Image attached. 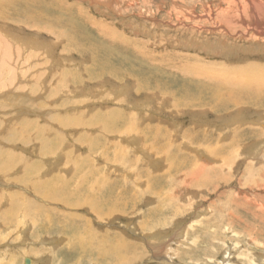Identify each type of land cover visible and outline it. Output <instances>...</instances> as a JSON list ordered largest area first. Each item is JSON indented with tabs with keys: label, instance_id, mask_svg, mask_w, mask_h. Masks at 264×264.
I'll return each mask as SVG.
<instances>
[{
	"label": "rangeland",
	"instance_id": "1",
	"mask_svg": "<svg viewBox=\"0 0 264 264\" xmlns=\"http://www.w3.org/2000/svg\"><path fill=\"white\" fill-rule=\"evenodd\" d=\"M2 1L0 33L8 31L19 35L22 41L24 37L31 43H39L40 50H45L44 44L51 45L53 51L49 49L54 55H41L40 60L33 57L12 61L8 50L1 55L0 103L4 104L0 105V149L39 161L48 176L50 169L62 166L64 157L40 159L38 149L44 139L54 146L50 140L57 134L55 140L60 150L65 145L73 150V155H87L92 167H100L99 174L107 175L113 189L122 191L123 207L119 212L105 215L108 217H98L90 204L100 198L89 196L91 201L86 199L75 207L57 200L42 201L31 188L24 190V184L12 180L23 171L16 164L12 170L0 172L1 193L16 189L35 205L65 214L59 216L65 219L60 227L63 226L66 234L60 232V227L57 232L40 230L42 220L38 221L37 215L32 219L24 214L31 209L30 203L19 204L17 218H4L2 210L8 202L0 197V203L4 200L0 204V264H26L25 258H30L31 264H264V168H261L264 167V120H256L261 117L258 114L263 102L207 111L206 90H200L203 99L195 96L198 91L195 85L202 80L188 70L194 67L193 63L233 65L243 59L262 57L264 60L258 54H245L244 48L250 49L251 41L228 36L220 29L222 23L214 22L220 8L226 6L223 0H37L38 3L12 0L4 6ZM32 12L39 14L40 19L27 23ZM209 12L210 18L205 17ZM34 24L38 29L33 28ZM107 29L114 35L121 33L119 40L126 43L117 45ZM45 61H52L53 73L66 70L75 74V79L72 81L67 76L69 81L58 82L52 75L47 77ZM98 62L107 65L104 73ZM109 68L118 69L112 74L107 71ZM184 95L191 97L187 101L198 104L184 105L185 108L179 105ZM97 108H117L134 114L139 126L133 129L131 126L129 133L122 136L115 135V129L116 132L103 134L96 125L65 127L61 123L62 118L72 115L90 120ZM229 108L235 110L232 111L235 117L239 110L249 117L238 115L235 119L221 115ZM125 117L116 129L130 125V119ZM22 118L30 119L35 126L29 124L25 130ZM13 133L19 136L18 140L7 139ZM98 133L102 140L107 138L114 144L109 148L110 162L100 157L102 145L93 144L91 152L87 150L84 137L95 138ZM94 146H98L99 154ZM61 171L70 176L67 171ZM189 171L199 173L195 184ZM167 205L172 208L168 209ZM161 208L155 213L160 216L153 221L152 211ZM101 211L106 213V209ZM173 211L175 215L170 213ZM47 214L46 211L45 217ZM68 215L74 228H83L80 219H87L91 231L100 237L103 236L99 233L116 231L122 239L137 246L119 249L122 262L106 253L102 256L93 247L85 252L68 243L67 236L71 235L65 227ZM141 217L148 218L147 230L141 226ZM50 225L47 222V230L52 229ZM85 235L82 237L86 238ZM97 237L93 240L102 239ZM116 242L119 244L121 240ZM94 244L98 245V241ZM107 245L110 246L108 241Z\"/></svg>",
	"mask_w": 264,
	"mask_h": 264
},
{
	"label": "bare ground",
	"instance_id": "2",
	"mask_svg": "<svg viewBox=\"0 0 264 264\" xmlns=\"http://www.w3.org/2000/svg\"><path fill=\"white\" fill-rule=\"evenodd\" d=\"M33 1H36L35 3H38L37 0H33ZM203 1H205V0H203ZM11 2H12V0H4L1 2V5H3V6L9 5ZM217 2H220V1H217ZM222 3L226 4V6L222 7L221 3H220L221 5L218 4L222 8H220L218 14L216 15V17L214 19V22L219 23V24L222 23V25H221L222 28H220V29H222V31L225 34H227L228 36L236 35V37H238L239 40L243 39L246 42L251 41L252 47H250V49H247L249 46L247 48H244V46H243V48L246 50L245 54H247V53H249V55L258 54V55H256L257 57H260V56L264 57V0H223ZM204 5H205V3H204ZM206 6H207V3H206ZM210 10H211V8H210ZM211 12H212V10H211ZM205 17L210 18V12L208 15H205ZM37 18L40 19V15L36 14L35 12H32L31 17L27 16V23H29L32 20L37 19ZM258 19H260V20H258ZM24 21L26 22V19ZM34 26H35V24H34ZM33 28L38 29V27H36V26ZM102 30L105 31L104 28H102ZM50 31H48V32H50ZM12 34L13 33H9L8 31H5L3 34L0 33V58H1L2 54L7 53V50L9 53V57L12 55L11 61L13 58H16V59L19 58V60L28 58L31 60V58H33V57L37 58V60L38 59L40 60L41 55L53 57L54 54H53V52L50 51V49L52 47L51 45L46 46L44 44L43 47L45 48V50L43 49L44 50V52H43V50H40L42 46H38L39 43H33V42L31 43L29 41H26L27 38H24V37H22V39H23V41H22L20 39L19 35H17V34L12 35ZM107 34L110 37V39H112V41L117 42V45L118 44L123 45L126 43L124 40H119V36L121 37V35H122L121 33L120 34L118 33L119 36L116 33V35H117L116 36V35H114V33L111 30L109 31L107 29ZM218 34H220V33H218ZM227 35H225V36L228 37ZM4 36L8 37V40L11 42H8L6 40L7 38H5ZM115 38L117 40H114ZM228 38H230V37H228ZM60 43H61V41H60ZM60 45L65 50V47L62 45V43ZM246 45H245V47H246ZM253 45H256V47L254 48ZM238 46L240 47V45H238ZM33 47H34V49H32ZM49 47H50V49H49ZM56 47H57V44H56ZM240 48H242V47H240ZM35 49H37V50H35ZM105 55H106V53H105ZM242 55H240V56H242ZM3 58H5V56ZM261 58H259L258 60L253 59V60H248V61L243 59L242 61L239 60L237 62H234L233 65H231V63H224V62H218V63H216V62L209 63L208 62V63H204V64L193 63V65H191V66H194V67L191 69H188V70H190V73H193L194 75L195 74L198 75L199 79L202 80V81H198L197 84L195 85L196 90H198L197 91L198 94L196 93L195 96L196 97L198 96L200 99H203V98H201L202 94H201L200 90H206L204 92L208 96V99H206V101H205V102H208L207 103L208 107L206 108V109H208L207 111H210V110L215 111V109L219 110L220 108H226L228 106H231L232 109H237V108H241L242 105H240V104L255 105L258 102H263V105H264V101L262 100V96H264V60ZM17 61H16V63H17ZM189 62L191 64V61H189ZM193 62H194V60H193ZM44 63H45V65L43 66L44 70H47V71H45L46 76L49 77L52 75L53 79H56V78L59 79L58 82L61 80H68L69 81V79H72V81H73L76 77L75 74H71L72 72H69L66 70L65 71L59 70V73L58 72L53 73L52 61L51 62L45 61ZM19 64H22V62ZM0 66H1V61H0ZM98 66L101 70L103 69V71L101 72V70H100V72L104 73L107 65L106 64L103 65L101 62H98ZM13 69L14 68H12V70ZM24 69L25 70H23V72L24 71L26 72V67H24ZM111 69H113V68H109L107 71L110 70L111 73L113 74V73L117 72L118 68H116V70L115 69L111 70ZM181 69H183V68H181ZM12 70H11V72H13V74H14L15 71H12ZM8 72H9V70H8ZM39 75L40 76L43 75L42 71H39ZM216 75H219L220 78H215ZM67 76L69 77V79L67 78ZM13 78L14 77H12V80H11L12 82H13ZM79 79H80V77H79ZM203 79H205V80H203ZM72 81H70V82H72ZM182 89L184 90V88H182ZM168 95H170V94H168ZM183 97L185 99H180L178 101L179 105L181 104L182 106H184V105L192 106V105L198 104L197 101L195 102V104L192 101H187L188 98L189 99L191 98V97H189V95H184ZM7 99H9V101H10L11 97L7 98ZM14 99L15 98H13L12 101ZM7 101L5 102L6 104L8 103ZM174 101H173V104H175ZM198 101H200V100H198ZM1 104H4V102L0 103V105ZM168 104L169 103H167V105ZM173 104H171V105L173 106ZM176 104H177V102H176ZM167 107L169 108L170 106L168 105ZM177 108H179V107H177ZM184 108H185V106H184ZM198 109L202 110L201 108H198ZM176 111H177V109H176ZM232 111H235V110L230 111V108H229V111H225V113L221 114V115L232 116L235 119H237L236 117H238V115L243 116V118L249 117V114H247L245 112H241L240 110L236 111L238 113V115L235 117L233 115ZM256 112H258V111H256ZM263 112H264V106H263L262 110H260V113L258 114L261 117L256 119L257 121L262 122V120H264V113ZM254 113H255V111H254ZM194 114H196V111H194ZM20 115H23V113H21ZM125 115L127 116V117H125V119H127V118L130 119V121H131L130 125L126 129H124V128L116 129V127H118L117 126L118 122ZM133 115L134 114L122 112L120 109H117V108H110V109H98V110H96L93 113L92 118L89 117L90 120H86V121H83L82 119H80L74 115H72L70 117L66 116L65 119L60 117V116H59V118L63 119V120L61 119L62 120L61 123L65 127L67 125H77V124L80 125V124L84 123L87 126L96 125L98 127V130H100V132L103 134L108 133V132H116L117 131V134H115V135H122V136L125 135L126 136L127 133H129V131L131 130V128L133 129L135 125L139 126V124L135 123V120L133 119L134 118ZM59 118H58V120H59ZM29 120L30 119L22 118V121H24L23 127L25 130H27V128L29 127V124H34L33 121H31V120L29 121ZM13 124H14V122H13ZM7 125L10 126V124H8V123H7ZM34 126H35V124H34ZM141 126H143V125L141 124ZM84 127H85V125H84ZM154 127L157 128L156 130H158V128H159L158 126H154ZM14 128H16V127H14ZM248 128L254 130V127H252V126L248 125ZM6 129H8V128L6 127ZM9 129H11V128H9ZM16 129H18V128H16ZM115 135H113V136H115ZM91 136L93 137V135H91ZM91 136L88 135V136L84 137L85 138L84 142H85V145L87 146V150L91 152V150L93 149V147H92L93 144H96L98 146H99V144L102 145V149H99L98 146H94V148H96L97 152H98V153L96 152V154H99V151H101L100 157H102L104 159L103 161L104 162H106V161L110 162V160H109V153H110L109 148L113 147L114 144H112L110 141H108L107 138H104V140H102L101 139L102 135L99 133L96 134L95 138H92ZM18 137L19 136L17 134L13 133V134H10V137H7V139H9L10 141H16V139L18 140ZM55 137H58V135L56 134ZM55 137L50 140V142L53 143L54 146H51L47 142V140H45V139L41 141L40 147L38 149V156L40 159L44 158V157H48V158L49 157H51V158L56 157L59 159V157L63 155L64 161L62 163V166L59 169H56V170H54L55 168L50 169L49 175L47 176V175H45L46 172H45L44 168L41 166L39 161L34 160V159L30 160L27 157H23L20 154L10 152L7 149L2 148V150L0 149V172H4V171L8 172V171L12 170L16 166V164H20L21 170H23L22 174L18 178H12V180L16 181V183L19 182L20 184L21 183L24 184L25 186H22V188L24 190L28 191L27 188H31L34 192H36V194L39 195L38 197L42 201H47V202L48 201H51V202L55 201L56 202V200H57V201H60L61 203H65L68 206L75 207V206H79V205L83 204V202H85L86 199L91 201L93 198H95V199L100 198V201H98V202H95V200H94L95 203H93V201L91 204L89 203L91 205V208L93 207V210H94L93 213L96 212L97 214L96 213L95 214L98 217L99 216L100 217H108L105 215H111L113 212L116 213V212H119L120 210H122L121 207H123V206H121V205H123V203L120 200V196H121L122 191L121 190H114L113 186L111 184V181L107 178V175L99 174V172L101 171V168L100 167H99V169L93 168L92 164L90 162V159L87 155H81L80 153L73 155V150L71 148H66L65 145L62 146L61 150H60V147L56 145ZM156 140H157V138H156ZM96 141H98V142H96ZM68 146H70V145H68ZM96 149H94V150H96ZM98 149H99V151H98ZM78 162H80L81 164H79ZM68 164L70 165V167L67 166ZM106 164L109 166L108 163H106ZM248 164H250V162H248ZM261 168L263 169L264 167H261ZM46 170H49V169H46ZM61 170L67 171V174H70V176L69 177L65 176ZM259 172H261V170ZM189 173H190L191 179L193 178L192 181H194V184H195L197 182L196 177L199 173L197 175L193 174V171H189ZM96 174L98 176H96ZM6 176H8V175H6ZM206 176L208 177V175H206ZM32 178H33V182L30 181V180H32ZM1 192H2V190L0 191V197L6 198L7 202H8L7 208L2 210L3 211L2 215L4 218L6 217L9 220H13L15 217L17 218L18 217L17 215H19L18 206H20L19 204H21L22 202H25L26 204H28V203L32 204V206H31V209L28 211H25L24 214L25 215L29 214L30 217H32V219L36 218L35 216L37 215L38 221H40L39 218L42 220V225L40 227V230L42 229L45 232H50L51 230H53V232H54V230L56 229L55 232H57V229L61 226V224L63 223V220H65L64 218L59 216V215H62V216L64 215V217H65V214H58L59 212L57 210H54L53 208H50V207H43L40 205L38 206L37 204L35 205L30 200L26 199V197L22 193H20L19 191H16V189H15V191L14 190H8V191L5 190V192L3 191L4 193H1ZM2 194H3V196H1ZM61 195H63L64 197L62 196L63 198H59ZM35 196H37V195H35ZM83 196H85V197H83ZM89 196L92 197L91 200L89 199L90 198ZM3 201H1V203ZM131 202H132V204L134 203L133 201H131ZM101 205L104 208L101 209V207H102ZM98 206H100V207H98ZM114 207H118L119 209H115ZM166 207L168 209L172 208L171 205H167ZM22 209H25V207L24 208L22 207ZM103 209L104 210L106 209V213H104L105 211L104 212L101 211ZM162 209L163 208H161L160 210L152 211V214H154V215L151 216V219H153V221L155 220V217L160 216L159 214H155V213H158ZM46 211L48 212L47 217H45ZM20 213H22V212H20ZM170 213L172 215H175L176 211H173ZM20 215L23 216L22 214H20ZM51 215H53V217H51ZM68 218H69L68 225L65 226V227H68L69 232L71 233L70 236L69 235L67 236L68 241H69L68 243H70V245H74L75 247H77L81 250H84L85 252H89V249H91V247H93L101 255L106 253V255H109V257L111 255V257H113L112 259H114V258L121 259L122 256L118 255L121 252L119 249H121L122 247H125L126 249H128L131 246H133V247L137 246L136 243L131 244V241H129L130 242L129 243L125 239H122V235L116 231L112 232V233H110L108 231H105L104 233H99L103 236V237H100V235H97V232H94L93 230L91 231L90 221L87 219H80L83 223V228H78V227L74 228L73 227V221L71 220L72 217L69 216ZM141 218H142L141 226L143 228H145V226L148 225V218H146V219H145V217H141ZM34 221H35V219H34ZM162 221H163V223H165L164 220H162ZM47 222H49L50 224L52 223V225H50L52 227V229L50 228V230H47L48 229ZM37 223L38 222L36 221V224ZM15 224L18 225L17 222ZM15 224H13V225H15ZM31 224H33V223H31ZM37 225H40V224H37ZM139 227H140V225H139ZM60 229H61V227H60ZM60 232L66 234L63 226H62V229ZM84 233L86 234L85 235L86 238L82 237L84 235ZM91 236H94V237L98 236L97 239L98 238H102V239L101 240L100 239L93 240L94 237H93V239H91ZM118 240H121V242H119L120 245L116 242ZM94 241L95 242L98 241V245H95ZM107 241L110 245L109 247H108V245L106 246ZM123 242H126V243L123 244ZM115 245H117V246H115ZM98 247H99V249H98ZM102 256H105V255H102ZM122 259H121V262L123 261ZM31 263H32V260L30 259L29 264H31Z\"/></svg>",
	"mask_w": 264,
	"mask_h": 264
},
{
	"label": "water",
	"instance_id": "3",
	"mask_svg": "<svg viewBox=\"0 0 264 264\" xmlns=\"http://www.w3.org/2000/svg\"><path fill=\"white\" fill-rule=\"evenodd\" d=\"M24 261H25V263H26V264H29V262H30V259H29V258H25V260H24Z\"/></svg>",
	"mask_w": 264,
	"mask_h": 264
}]
</instances>
